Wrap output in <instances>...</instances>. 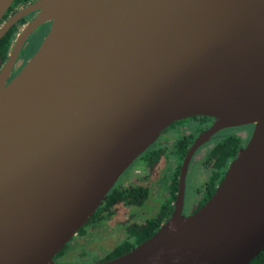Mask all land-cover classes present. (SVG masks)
I'll return each instance as SVG.
<instances>
[{
    "label": "water",
    "instance_id": "water-1",
    "mask_svg": "<svg viewBox=\"0 0 264 264\" xmlns=\"http://www.w3.org/2000/svg\"><path fill=\"white\" fill-rule=\"evenodd\" d=\"M14 0H0V21ZM0 264L53 258L171 123L253 125L210 199L97 264H249L264 249V0H35L0 27ZM50 28L7 83L27 38ZM84 264V263H82Z\"/></svg>",
    "mask_w": 264,
    "mask_h": 264
},
{
    "label": "flooded vegetation",
    "instance_id": "flooded-vegetation-1",
    "mask_svg": "<svg viewBox=\"0 0 264 264\" xmlns=\"http://www.w3.org/2000/svg\"><path fill=\"white\" fill-rule=\"evenodd\" d=\"M27 5L16 9L13 14ZM13 14L5 19L2 18L0 27ZM35 15L36 12L24 18H27L28 22ZM49 28L50 22H46L27 38L7 83L14 78L34 55L47 35ZM39 30L43 31V35L37 46L30 53H23L28 40L32 36L37 35L36 33ZM214 128L215 120L205 116H193L171 123L162 131L156 141L140 154L115 182L114 186L120 191L125 192L124 195L128 199H124L123 197L117 198L112 205H107L94 220H92L93 214L81 228L84 231L79 234V229L73 237L74 239L72 238L65 245L66 249L63 255L54 261L59 264L102 263L105 261L101 260H104L116 246L129 239L130 229H138L151 219H160L156 231L160 229L174 211L179 190L180 170L187 153L200 137L214 130ZM253 130V125L219 127L196 148L188 164L184 182V198L181 210L184 216L194 214L210 199L221 183L230 163L236 158L237 153L248 144ZM230 142H234V146L229 148L230 153L227 157L221 156V149L227 148ZM182 148L185 150L184 153H180ZM198 164L201 175L198 183L199 186L193 188L192 196H188L186 195L188 172L191 166ZM178 165L179 172L176 175ZM132 194L134 195L132 196ZM109 239L110 243L113 242V246L108 248L110 250L105 246H101L106 245ZM80 241L83 244L82 251L73 258L68 257L70 249L66 254L65 251L69 245L71 248H74ZM89 241L90 245H95L93 247L99 248L98 250L101 251H95L93 248L86 249L84 246ZM86 253H93L94 259L92 261H84L88 259Z\"/></svg>",
    "mask_w": 264,
    "mask_h": 264
},
{
    "label": "trees",
    "instance_id": "trees-1",
    "mask_svg": "<svg viewBox=\"0 0 264 264\" xmlns=\"http://www.w3.org/2000/svg\"><path fill=\"white\" fill-rule=\"evenodd\" d=\"M33 0H14L11 6L9 7L8 11L5 13L3 19L9 17L13 12L26 5L31 3ZM27 22V18L21 19L19 22H17L14 26H12L7 33L0 39V67L1 65L7 60L8 54L10 53L12 44L14 42L15 36L19 32L22 26ZM234 146V142H230L229 146L227 148L221 149V156L227 157V155L230 153L229 148ZM184 148L180 150V153H184ZM179 172V165L177 167L176 175H178ZM125 192L120 191L116 186H114L106 195V200L101 204L99 209L94 213V216L92 217V220H94L104 209L107 205H112L114 201L119 198L123 197L124 199H128L126 195H124ZM134 194H132L133 196ZM160 222V219L158 220H148L142 227L138 229H130V235L129 239L122 242L120 245L116 246L104 260L101 261H109L112 260L126 252H128L130 249L137 246L139 243L145 241L149 237H151L158 227V224ZM84 230L80 229L79 234H81ZM66 249V246L63 247V249L54 257L53 260L60 258L63 255L64 250ZM249 264H264V249L249 263Z\"/></svg>",
    "mask_w": 264,
    "mask_h": 264
},
{
    "label": "rangeland",
    "instance_id": "rangeland-1",
    "mask_svg": "<svg viewBox=\"0 0 264 264\" xmlns=\"http://www.w3.org/2000/svg\"><path fill=\"white\" fill-rule=\"evenodd\" d=\"M23 27V26H22ZM21 27V28H22ZM37 35L35 36H32L27 44L25 45V49L23 50V53H30L32 51V49H34L37 44L39 43L42 35H43V31L39 30L37 33ZM199 164L198 165H194V166H191V169H189V172H188V179L186 181V195L188 196H192L193 195V188L194 187H198V183H199V180L201 178V175L199 173ZM74 239V238H73ZM90 241L85 244L86 246H84L86 249L88 248H93L95 251H101V250H98L99 248H94L93 246L95 245H90L89 244ZM82 242L80 241L79 243H77L74 248H71V246L69 245V247L67 248V250L65 251V254L68 252V250L70 249L69 251V254H68V257L70 258H73L75 255H77L78 253H80L82 251ZM101 246H105L108 248H111L113 246V242L110 243V239L107 241V244L106 245H101ZM110 250V249H108ZM87 254V260H84V261H92L94 259V254L93 253H86ZM72 260V259H70Z\"/></svg>",
    "mask_w": 264,
    "mask_h": 264
}]
</instances>
